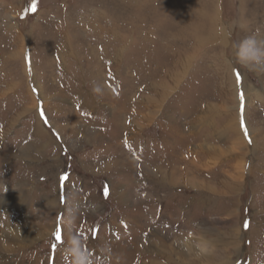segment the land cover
<instances>
[{"label":"rangeland","instance_id":"374dc122","mask_svg":"<svg viewBox=\"0 0 264 264\" xmlns=\"http://www.w3.org/2000/svg\"><path fill=\"white\" fill-rule=\"evenodd\" d=\"M213 3L226 39L199 44ZM248 35L264 41V0H0V264H71L69 208L93 264H264Z\"/></svg>","mask_w":264,"mask_h":264},{"label":"clouds","instance_id":"9594fccd","mask_svg":"<svg viewBox=\"0 0 264 264\" xmlns=\"http://www.w3.org/2000/svg\"><path fill=\"white\" fill-rule=\"evenodd\" d=\"M241 27H243L241 25ZM234 56L238 63L250 70H264V41H258L254 35H248L233 45ZM75 220L72 209H68V226L70 235L64 249L65 254L70 258L71 264H93L90 261L89 253L85 250L83 240L71 234V227ZM100 264V262H96Z\"/></svg>","mask_w":264,"mask_h":264},{"label":"bare ground","instance_id":"6f19581e","mask_svg":"<svg viewBox=\"0 0 264 264\" xmlns=\"http://www.w3.org/2000/svg\"><path fill=\"white\" fill-rule=\"evenodd\" d=\"M214 3H213V6H212L211 13L209 14V16L205 20V22H207V23H205V22L203 23V31H197L195 29V27H192L190 29V33L189 34L191 35V38H193V40H195L199 44L207 43V42H213V41H215V42H224L225 39H226L225 36H226V30L227 29H226V27L224 25H222L220 23L219 18H218L217 7H216V4H214ZM229 24H231L230 26H232L233 21L229 22ZM184 65H186V64L184 63L183 67H184ZM180 72L178 74H180ZM176 75H177V73H176ZM168 76L171 77L172 79L175 77L174 80H177V78H178L177 76H175V73L171 74V75H168ZM160 88H162V87H160ZM162 91H163V89H162ZM135 103H137V104H135L137 106L138 105L142 106V108H143L142 112L143 113L141 112V114H140V112L136 113V111H135V113L133 112L134 114L131 113L132 116L129 115L127 117V121L124 122V126H128V129L130 128V131H132L130 133H133V130H135V128L138 126L139 123L141 124V123L147 122L151 118V116L153 114V111L149 110L150 108L148 109V107L150 106L148 99L137 100ZM136 118H138V119L140 118L138 123H136V121H137ZM238 128H239V126H238ZM238 131L240 132V129ZM238 140L236 142H238ZM240 142L243 143V141H241V140H240ZM240 142H238V143H240ZM159 241H160L158 243L159 245H162L164 243V239H162V238H159ZM166 259L167 260L170 259V256H168L167 254H166Z\"/></svg>","mask_w":264,"mask_h":264},{"label":"crops","instance_id":"0c3cea01","mask_svg":"<svg viewBox=\"0 0 264 264\" xmlns=\"http://www.w3.org/2000/svg\"><path fill=\"white\" fill-rule=\"evenodd\" d=\"M237 132V131H236ZM237 135V134H236ZM207 153V152H206ZM205 153V151H203V154H206ZM207 156H208V158H211L210 156H211V154L210 153H208L207 154ZM207 158V159H208ZM211 162L210 161H205V162H203V163H201L200 164V166L201 167H206V168H209L210 166H211V164H210ZM225 180H228V181H225ZM220 185H224V184H226V187L225 186H223V187H225L224 189H226V190H229V188H231V190H232V188L234 189V185H236V183H234V179H232V178H224V180L223 181H221L220 183H219ZM232 192V191H231ZM5 200V198L3 199V201ZM8 201V200H7ZM3 208V207H2ZM0 218H1V214H0ZM5 228L3 229V230H1V232H0V236L3 234V233H8V228L9 229H11V227H6V226H4ZM3 232V233H2ZM3 236V235H2ZM1 236V237H2ZM0 237V238H1ZM208 240H210V239H208ZM210 243H211V240L209 241ZM232 243V242H231ZM210 256H211V254H209ZM222 264V263H221Z\"/></svg>","mask_w":264,"mask_h":264},{"label":"snow or ice","instance_id":"6c2138e0","mask_svg":"<svg viewBox=\"0 0 264 264\" xmlns=\"http://www.w3.org/2000/svg\"><path fill=\"white\" fill-rule=\"evenodd\" d=\"M33 7H34V6H33ZM237 79L239 80V77H237ZM242 127H243V124H242ZM245 134H246V136H247V133H245ZM249 142H250V141H249ZM61 179H66V177H62ZM105 193L107 194V188L105 189ZM247 226H248L247 223H245V227H247ZM54 235H55V238H56L57 241H59V240L61 239V232H60L59 230H57V231L54 233ZM53 247L55 248L56 245L54 244Z\"/></svg>","mask_w":264,"mask_h":264}]
</instances>
